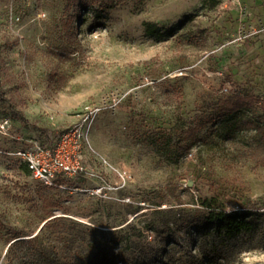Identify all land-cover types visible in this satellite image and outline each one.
Wrapping results in <instances>:
<instances>
[{
	"label": "rangeland",
	"instance_id": "374dc122",
	"mask_svg": "<svg viewBox=\"0 0 264 264\" xmlns=\"http://www.w3.org/2000/svg\"><path fill=\"white\" fill-rule=\"evenodd\" d=\"M120 1L105 12L98 0H0V119L54 144L87 106L99 109L87 174L68 188H45L0 154V264L10 241L42 231L70 264L98 246L122 245L115 233L150 213L141 201L156 194L188 210L198 207L194 198L216 193L229 211L264 199V167L242 153L255 132L224 143L209 126L179 165L147 144L150 134L195 122L231 94L264 99V0ZM68 15L78 17L70 57ZM189 16L164 41L146 33V23L167 33ZM18 145L0 139L1 148ZM140 252L144 258L150 247L142 242ZM243 264H264V248Z\"/></svg>",
	"mask_w": 264,
	"mask_h": 264
},
{
	"label": "trees",
	"instance_id": "16d2710c",
	"mask_svg": "<svg viewBox=\"0 0 264 264\" xmlns=\"http://www.w3.org/2000/svg\"><path fill=\"white\" fill-rule=\"evenodd\" d=\"M99 1L105 12L122 4L120 0ZM77 18L68 15L65 22L71 41L69 57L78 51ZM191 20L193 17L189 16L167 33H163L156 24L146 23V33L164 41L184 30ZM0 98L3 99L1 86ZM18 115L23 121V114ZM183 121L176 130L152 133L147 140V144L165 155L170 164L179 165L188 157L202 143L201 134L212 126L224 143H236L242 134L255 132V143L242 153H245L247 161L264 167V99L238 92L220 100L212 112L204 113L195 122ZM25 170L29 172L26 166ZM156 195L141 201L151 205L150 213L142 215L146 216L145 220L138 216L134 224L115 233L121 235L124 244L120 245L118 241L113 247L98 246L82 260L71 264H243L245 254L264 248V199L229 211L223 196L216 193L198 200L194 198L192 202L198 207L188 210L170 204L167 196ZM141 209L142 206H138L134 213ZM42 233L34 238L19 237L14 242L10 241L5 262L1 264H70L66 259L62 261ZM152 236L154 238L149 241ZM133 237L140 242L134 241ZM142 242L150 247V254L146 253L144 258L139 253ZM152 244H158L160 248L155 250Z\"/></svg>",
	"mask_w": 264,
	"mask_h": 264
},
{
	"label": "built area",
	"instance_id": "2783aa9c",
	"mask_svg": "<svg viewBox=\"0 0 264 264\" xmlns=\"http://www.w3.org/2000/svg\"><path fill=\"white\" fill-rule=\"evenodd\" d=\"M98 112V108L87 106L80 120L66 128L54 144L44 136L28 135L10 118L0 119V139L19 144L12 151L0 147V154L19 160L43 187L68 188L87 174V154L93 152L92 125Z\"/></svg>",
	"mask_w": 264,
	"mask_h": 264
}]
</instances>
